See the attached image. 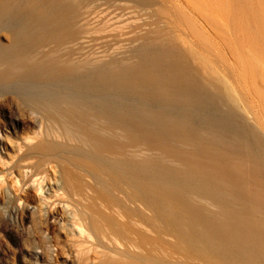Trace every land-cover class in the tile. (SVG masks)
I'll list each match as a JSON object with an SVG mask.
<instances>
[{
	"label": "bare ground",
	"instance_id": "1",
	"mask_svg": "<svg viewBox=\"0 0 264 264\" xmlns=\"http://www.w3.org/2000/svg\"><path fill=\"white\" fill-rule=\"evenodd\" d=\"M1 236L0 264H264V0H0Z\"/></svg>",
	"mask_w": 264,
	"mask_h": 264
},
{
	"label": "rangeland",
	"instance_id": "2",
	"mask_svg": "<svg viewBox=\"0 0 264 264\" xmlns=\"http://www.w3.org/2000/svg\"><path fill=\"white\" fill-rule=\"evenodd\" d=\"M33 232H35L33 230ZM1 240L5 241V238L4 237H0ZM54 244V243H53ZM56 246L55 248V260H57V263L56 264H61L63 259L65 258V253L63 251L60 250V248L58 247V245L54 244ZM14 261H9L10 264H12Z\"/></svg>",
	"mask_w": 264,
	"mask_h": 264
}]
</instances>
